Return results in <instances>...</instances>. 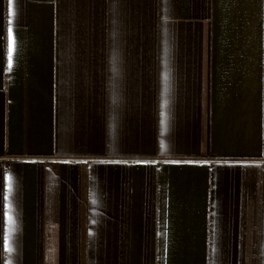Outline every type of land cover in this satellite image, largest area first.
I'll return each instance as SVG.
<instances>
[{
  "label": "crops",
  "instance_id": "obj_1",
  "mask_svg": "<svg viewBox=\"0 0 264 264\" xmlns=\"http://www.w3.org/2000/svg\"><path fill=\"white\" fill-rule=\"evenodd\" d=\"M0 264H264V0H0Z\"/></svg>",
  "mask_w": 264,
  "mask_h": 264
}]
</instances>
